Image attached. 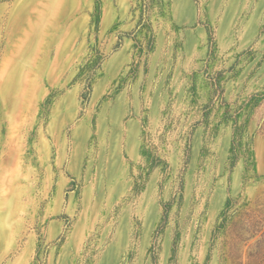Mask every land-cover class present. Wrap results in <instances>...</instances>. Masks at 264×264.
<instances>
[{"label": "rangeland", "instance_id": "obj_1", "mask_svg": "<svg viewBox=\"0 0 264 264\" xmlns=\"http://www.w3.org/2000/svg\"><path fill=\"white\" fill-rule=\"evenodd\" d=\"M0 264H264V0H0Z\"/></svg>", "mask_w": 264, "mask_h": 264}]
</instances>
